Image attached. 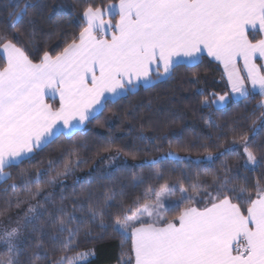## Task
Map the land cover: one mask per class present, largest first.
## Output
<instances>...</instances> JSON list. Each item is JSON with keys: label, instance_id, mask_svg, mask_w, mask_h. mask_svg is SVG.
I'll return each instance as SVG.
<instances>
[{"label": "snow or ice", "instance_id": "obj_1", "mask_svg": "<svg viewBox=\"0 0 264 264\" xmlns=\"http://www.w3.org/2000/svg\"><path fill=\"white\" fill-rule=\"evenodd\" d=\"M4 7L0 264H90L94 252L78 250L81 234L89 239L100 229L102 238L109 228L122 237L120 264H264V138L256 139L264 130V0H93L79 15V32L59 51L36 44L32 17L41 10L39 0H8ZM206 58L222 68L229 91L197 87L201 106L222 110L243 101L247 107L258 94L250 125L229 127L232 139L215 156L205 145L194 175L171 180L155 169L147 176L133 173L127 184L117 175L127 164L113 170L121 149L112 152L109 136L97 149L111 153L101 157L109 168L90 173L83 184L74 181L69 190L64 178L88 162L82 153L89 150L73 137L109 103L172 79L178 68L199 85ZM57 97L58 106L47 102ZM205 123L220 128L211 113ZM61 137L73 141L70 148L57 144ZM161 138L167 136H148L143 128L136 136L142 144ZM53 146L60 156L48 159L46 168L24 166ZM232 153L235 162L227 159ZM127 155L136 159L134 152ZM167 157L191 163L174 151ZM145 163L151 168L159 160ZM10 169H19L15 177ZM105 179L110 183H99ZM129 188L143 191L129 199Z\"/></svg>", "mask_w": 264, "mask_h": 264}, {"label": "trees", "instance_id": "obj_2", "mask_svg": "<svg viewBox=\"0 0 264 264\" xmlns=\"http://www.w3.org/2000/svg\"><path fill=\"white\" fill-rule=\"evenodd\" d=\"M7 2L8 0H0V28L5 27L9 22L7 19L8 9L4 7ZM90 2L93 0H39L42 6L41 10L32 17L35 20L37 46L59 51L63 47L64 39L79 32V15L86 3ZM101 2L107 3L108 0H95L97 4ZM27 19L26 16L25 23ZM20 27H23V24ZM198 71L201 75L199 85L188 83L191 72L185 68H178L172 79L158 83L155 87L147 89L140 87L134 94H129L116 104L109 103L97 119L88 124L82 133L73 137L75 142L86 141L89 144V150L82 153L83 158L88 162L81 164L64 178V183L69 187V190L74 181L79 180L80 184H83L90 173L98 175L102 170L109 168L107 162L103 161L101 157H106L111 153L101 150L97 154V149L109 136H112L115 142L112 152L114 153L116 148L121 149L120 159L115 161L113 170L115 166H120L121 161L127 164V169L122 174H117L121 183L125 184L131 180L133 173L142 172L147 176L149 172L161 169L169 174L171 180H176L183 172L194 175L199 170L194 160H190L191 163H189V161L167 157L169 151H174L181 157L194 159L203 158L206 155L205 145L213 155H216L218 151H223V148L218 146L224 141L232 139L228 128L237 124H242L245 127L250 125L251 119L247 118L251 117L255 105L261 100V97L257 94L251 98V103L247 107L243 101H239L230 102L222 110L204 108L200 103L202 97L195 94L197 87L204 88L206 92L220 93L229 91V88L226 78L221 79L222 68L216 62H210V58L205 59L204 65ZM128 112H134L135 115L126 118L125 114ZM210 113L211 119L216 121L220 128L206 125L205 120L208 119ZM259 126L260 122H258ZM141 128L148 136H167V139L161 138L157 139L155 143L142 144L136 139ZM224 132H228V134L222 135ZM261 138H264V130H261L256 137L257 140ZM73 141L61 137L57 144L70 148ZM54 148L55 146L37 153L32 162L24 166L46 168L48 159L60 156L58 151L53 150ZM133 152L136 153L135 160L127 155ZM162 157L164 159H161ZM152 159L159 160V163L149 168L145 162ZM222 159L224 157L215 160V163L208 168V172L214 171ZM227 159L229 162H235L236 156L232 153L227 156ZM134 165H140V167H133ZM204 166L201 164L199 168L203 169ZM171 169H175V171H170ZM9 171H12L15 177L19 169H10ZM99 183L108 184L110 181L105 179ZM116 186L118 188L120 185ZM4 187L5 185L0 184V195H2ZM93 187L98 188L99 184L94 183ZM56 191L59 192L58 187ZM128 191L130 199L131 196L138 195L143 189L133 192L129 188ZM16 211L18 210L13 209L11 214L15 215ZM100 232V229H96L93 237L89 239H85L81 234L78 250L94 252L90 264H120L122 237L112 232L110 228L102 238L99 236ZM126 247H130V242ZM0 251L3 249L0 248ZM56 255H60V253Z\"/></svg>", "mask_w": 264, "mask_h": 264}, {"label": "crops", "instance_id": "obj_3", "mask_svg": "<svg viewBox=\"0 0 264 264\" xmlns=\"http://www.w3.org/2000/svg\"><path fill=\"white\" fill-rule=\"evenodd\" d=\"M47 99V102L52 104L53 106H58V103H59V100H58V97L56 99H51V98H46ZM53 102H56V103H53Z\"/></svg>", "mask_w": 264, "mask_h": 264}, {"label": "rangeland", "instance_id": "obj_4", "mask_svg": "<svg viewBox=\"0 0 264 264\" xmlns=\"http://www.w3.org/2000/svg\"><path fill=\"white\" fill-rule=\"evenodd\" d=\"M215 156V155H214ZM190 160H194V161H196L197 160V158H191V157H188ZM172 159H174V158H172ZM115 164V162L113 163V165ZM91 259V258H90Z\"/></svg>", "mask_w": 264, "mask_h": 264}]
</instances>
